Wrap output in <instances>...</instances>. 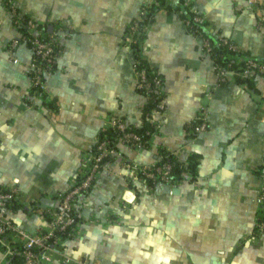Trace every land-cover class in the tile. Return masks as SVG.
Instances as JSON below:
<instances>
[{"label":"crops","instance_id":"obj_1","mask_svg":"<svg viewBox=\"0 0 264 264\" xmlns=\"http://www.w3.org/2000/svg\"><path fill=\"white\" fill-rule=\"evenodd\" d=\"M150 1L15 0L60 36L56 68L46 78L49 104L31 93L32 50L23 41L11 49L19 30L0 0V184L15 191L12 214L28 231L47 230L49 205L41 198L57 202L79 181L112 117L142 125L147 96L124 36ZM180 5L202 15L212 35L264 59V0ZM174 7L156 12L143 44L164 79L161 125L143 149L120 145L122 155L103 165L77 207V224L57 243L77 259L88 251L99 264H264V211L256 201L264 183V78L220 81L204 36ZM202 106L207 127L195 132ZM162 147L181 163L197 158L196 178L152 186L126 168V160L159 162ZM7 257L0 244V264ZM47 264L65 263L55 252Z\"/></svg>","mask_w":264,"mask_h":264},{"label":"built area","instance_id":"obj_2","mask_svg":"<svg viewBox=\"0 0 264 264\" xmlns=\"http://www.w3.org/2000/svg\"><path fill=\"white\" fill-rule=\"evenodd\" d=\"M254 2L255 0H249ZM8 10L12 13L14 25L19 29L22 21L30 33L29 36L20 33L19 36L25 41L30 42L32 50V58L28 65L32 85L37 88L32 94L34 98L41 97L46 91V78L54 71V65L57 63L59 55L58 47L61 46L60 36L57 31L46 37L43 35V29L39 26V22L23 14L15 0H3ZM144 10H140V14L136 17L134 27L137 26V19L141 17ZM195 21H202L200 14H195ZM193 25L189 20L187 21ZM224 43H229L233 49H239L238 46L231 42L228 37L220 36ZM19 37H14L11 41V49H14L19 43ZM203 46L207 53L211 54L212 44L207 37L203 38ZM216 73L222 82L228 81L231 77L239 75L242 78H256L261 76L264 78V59L253 55H246L244 62L235 66L229 62L226 66H218L215 64ZM139 73L138 87L146 86L151 88V81L146 76L145 69H137ZM156 86L162 85V77L156 75L153 79ZM166 108L165 98H162L157 107L153 109V119L156 125L160 127L162 122V114ZM206 107L202 106L200 111L194 117V131L201 132L207 127ZM157 115V116H156ZM109 123L120 129L121 135L115 146L109 144L107 138L98 139L97 153L91 157V164L82 179L75 183L70 189L63 191L59 196V205L48 206L43 211L46 217H49L48 228L45 231L31 232L22 227L13 217L12 207L16 193L13 189L6 188L0 184V244L5 247L6 254L11 255L16 250L18 242L23 243V261L20 264H47L53 261L54 253L60 252L61 261L65 264H99L90 258V253L85 251L81 258H75L73 255L63 252L57 243L55 237L59 230L72 229L78 222V205L87 199L90 189L98 177L103 165L112 157L122 155L120 145H129L134 149L145 148L144 141L140 134L132 129L133 124L129 123L121 117L114 116ZM125 166L137 174L140 167H144V175L156 179L159 174L162 180L169 181V173L172 168L170 162L154 163L150 165H138L132 161H125ZM264 176V169L263 174ZM256 201L261 205L264 211V183L259 189ZM258 228L264 230V218L260 219ZM55 237V238H54ZM54 238V239H53Z\"/></svg>","mask_w":264,"mask_h":264},{"label":"trees","instance_id":"obj_3","mask_svg":"<svg viewBox=\"0 0 264 264\" xmlns=\"http://www.w3.org/2000/svg\"><path fill=\"white\" fill-rule=\"evenodd\" d=\"M170 0H152L150 2H145L142 4L141 9L144 10V13L141 15L139 19H137V26L135 28V20L136 17L129 23L126 33L124 36V42L128 43L133 48L134 53V66L136 69H145L146 76L148 80L151 81V88H148L146 86L138 87V89L143 92L147 96V102L142 107L143 112V123L140 127L138 126H132V129L136 131L138 134H140L141 138L146 141L145 147L149 145L151 135L159 129V127L156 125V121L153 119V109L157 107L159 101L162 98L166 97V91L164 88V79L162 74L158 71V69L152 65V63L145 57L144 51H143V44L144 40L148 34L149 27L152 25V23L155 20L156 12L161 8H168L174 7ZM177 3H175L174 9L181 10V3L184 2V0H176ZM183 6V9L181 10V16L186 20V22L189 20L193 25L190 26L191 31L197 34H202L204 37H207L211 44H212V50H211V56L215 60V64L218 66H226L229 62L233 63V65L237 66L244 62V57L247 55L245 52H243L240 49H233L229 43H224L223 40L220 38V36H214L212 35L207 28L205 27V21H195L194 16L196 13H193L189 7ZM27 16V15H26ZM39 26L43 29V35L46 37L52 35L55 30L50 31L47 27V24L42 25L39 22ZM19 32L27 36L30 35L27 26L25 25V20L22 21V24L19 26ZM20 41L25 42L30 47V42L25 41L22 37L19 36ZM231 41V40H230ZM232 42V41H231ZM61 46L58 47L59 53L61 51ZM56 68V64L54 65V70ZM156 75H159L162 77V85L160 87L156 86L153 79ZM235 78L239 81L250 83L252 82L253 78H242L239 75H235ZM37 86L32 85L31 93L33 94L36 90ZM41 98L45 100L47 103H51L50 99H48L47 92L44 91L41 95ZM195 120L191 123V128L194 130ZM121 135V131L119 128H117L114 125H111L108 123L100 132L99 139L101 138H107L109 141V144L112 146H115L119 136ZM94 154L97 153V144L94 148ZM161 159L158 163H162L164 161L170 162L172 164V168L169 173V181L162 180L161 176L158 174L156 176V179L147 177L144 175V167H140V169L137 171V174L140 178L147 181L150 185L155 186L157 183L160 182H167V183H174L178 182L182 178H190L195 179L197 176V165L198 160L197 158L190 156L187 163H181L178 161L177 157L173 155L170 151H168L166 148H161ZM82 179V177L79 179V181ZM78 181V182H79ZM14 205L17 204V196L14 199ZM49 219V217H47ZM264 218V215L261 217V219ZM69 230H59L57 231L56 238L58 239L65 237L66 235H69ZM54 237V238H55ZM53 238V239H54ZM4 247V246H3ZM23 243L18 242L16 245V250L13 254L8 255L6 261L3 264H20L23 261ZM5 249V247H4Z\"/></svg>","mask_w":264,"mask_h":264},{"label":"water","instance_id":"obj_4","mask_svg":"<svg viewBox=\"0 0 264 264\" xmlns=\"http://www.w3.org/2000/svg\"><path fill=\"white\" fill-rule=\"evenodd\" d=\"M49 29H52V25H49ZM41 201L43 204L45 205H49V206H53V205H59V201L55 202L54 198H50V197H42Z\"/></svg>","mask_w":264,"mask_h":264}]
</instances>
